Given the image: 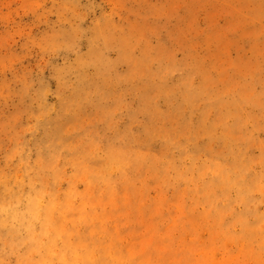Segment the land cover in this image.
Wrapping results in <instances>:
<instances>
[{
  "label": "rangeland",
  "instance_id": "obj_1",
  "mask_svg": "<svg viewBox=\"0 0 264 264\" xmlns=\"http://www.w3.org/2000/svg\"><path fill=\"white\" fill-rule=\"evenodd\" d=\"M0 264H264V0H0Z\"/></svg>",
  "mask_w": 264,
  "mask_h": 264
}]
</instances>
